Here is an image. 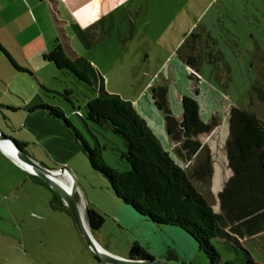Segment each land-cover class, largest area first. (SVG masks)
Wrapping results in <instances>:
<instances>
[{
  "label": "rangeland",
  "instance_id": "obj_1",
  "mask_svg": "<svg viewBox=\"0 0 264 264\" xmlns=\"http://www.w3.org/2000/svg\"><path fill=\"white\" fill-rule=\"evenodd\" d=\"M134 5L137 7L133 15L136 32L132 39L127 34L131 21L128 17L118 19L117 29H112L110 23L106 27L92 28L87 32L85 43L80 41L73 29L68 31L67 37L72 38V49L76 54L99 70L105 79L106 91L132 103L162 149L192 179L214 212L219 213V195L232 176L226 149L230 110L240 108L252 113L264 127V0H139ZM107 21L110 22L109 19ZM202 26L217 40V49L224 57L217 64H202L198 75L200 85L193 93L198 101L201 120L204 123L212 120L218 123L211 132L200 137L205 147L197 154L198 163H194L197 169L205 157L210 156V181L194 176L192 166H187L184 161L188 156H184L183 160L179 155L177 143L166 131L165 116L153 98L154 88H165L168 96L169 88L163 83H172L169 109L176 119L181 115L182 100L176 98L175 85L178 83L184 89L195 84L190 79L191 71L179 59L177 52L185 37L196 27ZM16 61L23 65L21 60ZM0 66V75L8 81L6 84L0 78V86L5 89L7 85H12L13 91L10 98L0 94L1 105L22 106L24 102L20 97L32 101L35 97L31 96L34 92L32 86L37 90L40 84L59 94L72 91L70 101L55 95L52 96L54 99L46 102L64 108L70 122L90 146L100 143L102 157L109 167L121 171L130 169L122 158L126 152L124 141L112 129L91 123H87L86 127L83 123L85 118L78 116L76 109L85 114L84 101L92 96L87 85L66 71L48 65L39 68L37 80L18 75L20 79L15 81L8 67ZM171 66L175 67L172 69ZM151 86L154 87L150 89ZM143 99H147L155 114L146 108ZM1 117V125L9 126L5 132L2 131L4 135H14L18 139L33 137L30 130L32 121L24 122L27 115L13 116L8 122ZM158 119L162 122L163 132ZM29 151L43 160L49 169L59 171L66 168L69 171L76 184L78 202L85 218L89 206L105 219L102 228L93 231V235L110 254L126 258L131 245L143 240L147 245L140 244L149 248L151 255L163 257L165 261L209 264L206 255L185 231L182 230L184 236L181 237L167 234L163 227L159 228L138 214H128L125 208L129 207L115 196L108 179L92 168L72 135L68 140L55 127L45 144L35 140ZM5 157L0 154V264H20L21 261L15 259L18 252L13 248L16 239L11 238L23 235L28 245L32 246L37 264H98L94 252L77 230L73 217L52 209V191L43 189L30 179L25 181V172L13 163L15 161L11 157L8 156L11 160ZM18 184L20 196L12 193ZM148 223L156 229L148 228ZM233 228L242 248L249 252L254 261L264 264V227L248 237L237 223ZM213 243L224 261L240 264L231 244L220 241ZM9 254L14 256L7 260ZM21 260L23 264H30L28 259Z\"/></svg>",
  "mask_w": 264,
  "mask_h": 264
},
{
  "label": "trees",
  "instance_id": "obj_2",
  "mask_svg": "<svg viewBox=\"0 0 264 264\" xmlns=\"http://www.w3.org/2000/svg\"><path fill=\"white\" fill-rule=\"evenodd\" d=\"M82 41L85 43L83 38ZM217 45V40L202 26L196 27L187 35L178 49L179 59L191 71L190 79L195 84L196 92L202 64L223 61V54L217 49ZM0 49L16 70L26 71L18 67L1 46ZM45 59L91 89L92 96L84 101L85 114L76 109L78 116L85 118V126L91 123L112 129L124 141L126 152L122 158L127 161L130 169L121 171L105 163L100 143L90 146L59 107L39 106L71 128L72 137L87 156L92 168L108 179L113 193L124 205L159 228L176 227L185 231L206 255L209 264H235V261L222 259L214 241L231 244L240 264H261L254 261L249 252L242 248L233 232L236 223L245 233V237L255 235L264 227V127L254 114L240 108L230 110L226 149L232 176L219 195L220 212L216 213L194 186L192 179L162 149L132 103L106 91L105 79L90 61L69 56L59 39H56L53 49L45 55ZM228 71L227 68L226 72ZM153 94L157 108L165 116L166 131L178 144L179 153L190 158L201 152L200 137L211 132L218 123L215 120L210 123L201 120L199 105L193 96L183 97V116L180 121L169 109L167 90L154 88ZM71 95L72 91L67 90L63 96L67 98ZM205 158L202 165L199 164L195 170L194 176L210 181V156ZM32 179L52 191L40 178L32 176ZM52 194V209L71 216L61 198L53 191ZM86 216L92 232L100 230L104 225L105 219L94 208L88 206ZM94 257L99 260L95 254ZM129 258L153 260V256L138 242L131 245Z\"/></svg>",
  "mask_w": 264,
  "mask_h": 264
},
{
  "label": "crops",
  "instance_id": "obj_3",
  "mask_svg": "<svg viewBox=\"0 0 264 264\" xmlns=\"http://www.w3.org/2000/svg\"><path fill=\"white\" fill-rule=\"evenodd\" d=\"M136 2L139 3V0H0V46L8 53V55L12 58V60L15 62V64L18 67L21 68V66H23L24 68H26L25 69L26 71L22 72L16 70L1 49H0V65H2V67H5V65L8 67V69L12 72L15 81L17 79H20L18 75L26 76L28 79L37 80V78H39L40 67L42 68L48 65L57 68L54 63L47 61L45 59V55L51 52V50L53 49L56 39H59L61 40V42H63L65 50L67 51L69 56L79 57L76 54V52L72 49V45H73L72 38L67 37L68 31L70 29L71 30L73 29L75 34L79 37L80 41L82 42V38L83 40H85V38L87 37V32L92 28L97 29L101 26L106 27V25L110 23V27L112 29H117L118 28L117 22L120 17L121 18L128 17L129 19H131L127 34H129V38L132 39L136 32V28H135L136 24L133 17V15L135 14L134 10L135 9L137 10V7H135L134 5ZM108 19L110 20V22L107 21ZM82 35L83 37L81 38ZM16 60H21L23 65L18 64ZM174 67L175 66H171L172 69ZM59 71H63V70H59ZM0 78L3 82L8 84L7 83L8 81H6V79L4 80L1 75ZM177 84L175 85V93H176V98L178 100H182L184 96L194 97L193 95L195 90L194 85L189 86V88L182 89ZM163 85H166L169 88L168 103H170L171 105V101H169V99H171L170 91L172 88V83H169L168 85L165 82L163 83ZM198 85H200V79ZM39 86L40 88H37V90H35V88L32 86V90L34 92H32L31 96H35L34 99H32V101L20 97L24 102L22 103V106L7 107L0 104V117L2 116L1 118L4 119L5 122H8L9 120H11L13 116L20 115L23 117V115L24 116L27 115V117L23 119L25 123L32 121V124H30L31 125L30 130L33 134V137L31 136L30 139L29 138L18 139L14 135H6V133L5 135L15 139L20 144L21 150L26 155H28L33 161L39 163L46 169H49L48 167H46L43 160L36 158L35 155H33V153L29 151V147L32 145V143L35 140H37V142H41V144H45V142L49 137V134H53L55 127L59 128L64 138L67 137L68 140H70L71 128L67 126L63 120L55 118L54 116L50 115V113L46 109L39 108V106L41 105L52 106L47 104L46 100L54 99L52 96L55 95L63 96L65 92L63 94H59L46 89L41 84ZM153 87L154 86H151L150 89H152ZM7 88L4 89L0 86V94L1 95L3 94L10 98L12 96L11 93H13L12 85H7ZM69 97L70 96L64 98L70 101ZM143 103L146 106V108L152 112V114H155L154 109L152 108L151 105H149L147 99H143ZM54 107H59L66 116L64 108H62L61 106H54ZM182 116H183V110L181 115L178 116L177 119L181 121ZM66 118L68 119L67 116ZM157 122H159V127L163 132L164 129H162V125H161L162 122L160 121V119H158ZM0 126L2 128V129L0 128V132L2 134L3 132H5L4 131L5 129H9V126L7 124L1 125V122H0ZM200 141H201V149H202L203 147H205V145H203L201 138ZM178 147L179 146L177 144V148H176L177 151H178ZM0 154L4 157L6 155L5 153L1 152V150H0ZM179 155L184 160V156H182L180 153ZM6 157L9 158L7 155ZM196 157H198L197 154L184 160L187 166L190 165L192 166L191 168L193 169L192 172L193 174L195 173V169H196L194 166L196 164L194 163L198 159ZM13 163L16 164L15 162ZM196 163H198V161H196ZM16 165L19 166L18 164ZM21 169L22 171L25 172L26 175L25 181H29L30 179L32 183L37 184L33 181L32 176L27 171H25L23 168ZM49 170L56 171L54 169H49ZM12 191L13 194L20 196L21 194L20 185L18 184L17 186H15V188H13ZM125 210L127 211L128 214L132 215L133 213V215L135 216L134 212L129 208H125ZM121 223L125 225L130 224V222H121ZM148 225H150L147 226L148 228L152 230L156 229L154 226L152 227L151 224L148 223ZM163 230L167 234H173L178 237L184 236L183 231L180 228L165 227ZM94 238L96 242L103 249H105L98 242L95 236ZM11 239H16L13 243L14 250L18 252L17 255L15 256V259H19L21 261L20 264H23L21 259H25V260L28 259L30 264L31 263L33 264L35 262V258L33 257L32 246L28 245V240L26 236L23 235L19 237H12ZM140 243H142V245L144 246L147 245L143 240H141ZM146 249L149 250V248L147 247ZM11 255L13 254H9V256L7 255V260ZM28 255H30V257H28ZM152 256H153V260L155 261L158 260V262H165V263L169 262V264L174 263V261H165L163 257L157 258L156 255H152ZM125 259H130L129 255ZM96 262L98 264H104L99 260H96ZM34 264H37V261Z\"/></svg>",
  "mask_w": 264,
  "mask_h": 264
},
{
  "label": "water",
  "instance_id": "obj_4",
  "mask_svg": "<svg viewBox=\"0 0 264 264\" xmlns=\"http://www.w3.org/2000/svg\"><path fill=\"white\" fill-rule=\"evenodd\" d=\"M3 145L9 147L13 156L3 149ZM0 149L9 157H11L21 168L28 173L43 180L50 189L56 193L62 200L63 204L69 210L77 230L88 244L91 250L99 260L104 264H169L164 262H158L155 260H132L120 258L110 254L103 249L95 240L93 232L90 226L88 217L84 216L80 209L78 197L76 193V184L71 190H68L59 180L67 174H70L66 168H62L59 171H52L46 169L39 163L33 161L28 155H26L20 148L18 142L10 137L5 136L0 132ZM71 175V174H70Z\"/></svg>",
  "mask_w": 264,
  "mask_h": 264
},
{
  "label": "bare ground",
  "instance_id": "obj_5",
  "mask_svg": "<svg viewBox=\"0 0 264 264\" xmlns=\"http://www.w3.org/2000/svg\"><path fill=\"white\" fill-rule=\"evenodd\" d=\"M3 149L6 151V152H8V153H10L12 156H13V154H12V152H11V150L9 149V147H7V146H4L3 145ZM14 157V156H13ZM73 177H70V175L68 174V175H66L65 176V180H63V179H61V180H59L68 190H71V188H73L74 186H75V182L73 181L74 179H72Z\"/></svg>",
  "mask_w": 264,
  "mask_h": 264
},
{
  "label": "flooded vegetation",
  "instance_id": "obj_6",
  "mask_svg": "<svg viewBox=\"0 0 264 264\" xmlns=\"http://www.w3.org/2000/svg\"><path fill=\"white\" fill-rule=\"evenodd\" d=\"M1 150V149H0ZM2 151V150H1ZM3 152V151H2ZM4 153V152H3ZM12 159V158H11ZM13 160V159H12ZM16 163V162H15ZM17 164V163H16ZM30 174V173H29ZM31 176H34V175H32V174H30ZM100 261V260H99ZM101 262V261H100ZM165 263V262H164Z\"/></svg>",
  "mask_w": 264,
  "mask_h": 264
}]
</instances>
